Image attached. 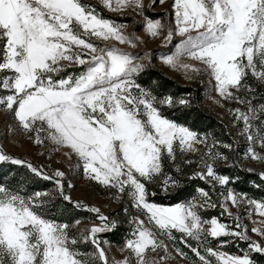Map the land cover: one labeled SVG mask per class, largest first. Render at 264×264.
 <instances>
[{"label": "snow or ice", "instance_id": "obj_1", "mask_svg": "<svg viewBox=\"0 0 264 264\" xmlns=\"http://www.w3.org/2000/svg\"><path fill=\"white\" fill-rule=\"evenodd\" d=\"M102 2L110 11L130 8L144 15L143 0ZM171 7L175 24L166 33L160 20L145 16L148 36H163L165 47L175 49L160 53L161 61L173 70H183L186 78L207 75L215 81L220 97L243 104L247 110L238 107L233 116L243 123L241 135L248 141L245 156L264 162V103H254L255 90L249 83L251 77L264 84V0H174ZM126 29L125 24L99 16L87 0H0V110L9 113L30 138L34 134L37 145L47 141L56 150L65 149L69 158L75 155L76 167L82 168L86 178L115 190L116 199L127 196L140 213L129 221L134 227L120 249L123 259L110 262L98 234L115 230L116 220L98 207L77 202V208L87 207L99 223L76 234L68 223L51 215L48 193L27 194L19 186L0 182V264H162L174 257L161 236L188 260V253L175 243L174 230L181 234L180 244L194 254L191 264H257L252 253L264 257V219L253 220L251 231L261 237L255 241L239 216L234 217L235 227L242 230L234 231L216 217L204 219L200 209L219 206L232 216L229 202L237 208L246 204L249 218L253 211L264 218V200L228 187L232 179L215 167L228 159L217 150L221 142L213 138L208 145L207 135L201 138L162 114L160 106L172 107L173 97L160 99L138 82L146 67L143 61L151 62L149 53L140 56L93 42L95 37L131 48L144 42L135 33L126 34ZM175 37L180 38L178 43H173ZM240 93H248L251 99ZM179 104L189 106L190 101L180 99ZM201 143L206 147L197 162L202 170L190 178L205 180L213 190L220 185L223 202H214L204 188H198L191 201L170 207L150 202L148 196L156 193H149L147 186L160 177H164L165 192L180 186L178 178L164 173L168 162L176 164L177 151L184 155ZM257 145L261 152L256 151ZM221 146L232 148L231 144ZM0 162L24 165L36 176L54 180L59 195L72 203L64 192L63 171L49 176L3 150ZM175 170L181 172V166L176 164ZM260 176L264 179V172ZM72 187L69 182L68 188ZM123 211L129 214L128 207ZM209 237L237 238L248 243V251L229 255L215 250ZM186 238L195 240L196 246ZM81 243L94 248L82 251ZM149 253L159 259H149Z\"/></svg>", "mask_w": 264, "mask_h": 264}, {"label": "rangeland", "instance_id": "obj_2", "mask_svg": "<svg viewBox=\"0 0 264 264\" xmlns=\"http://www.w3.org/2000/svg\"><path fill=\"white\" fill-rule=\"evenodd\" d=\"M87 2L95 8L96 13L99 16L105 19L112 20L116 24L127 25L126 34L135 33L141 38V40L144 41L136 48H131L127 45H119L114 40L105 42L103 40H97L95 37H93V42L97 43L98 47H104L107 43L115 45L117 47H121L133 54H139L140 56H144L145 53H149L151 55V62L149 63L147 60H144L143 62L146 65L145 68L149 66L157 67L166 75L177 80L181 84L192 85L194 87L202 89V106L227 124L230 132L234 135L236 149L238 150L241 164L253 171H258L259 173L264 172V162L253 160L250 157L245 156L248 141L246 140V137L244 135H241L243 123L234 121V110L239 107L241 111H246V107L243 104H238L235 101L231 100H224L222 97H220L215 89V81L210 80L207 75L199 77L190 76V78H186L183 70H173L172 68L163 64L160 59V53L168 51L169 48H171L172 51H175V49L172 47V45H167V47H165L163 36L151 38L146 33L144 28L145 16L153 20H160L162 24L165 25V33L169 26H174V11L171 7L174 0H165V3L163 4L160 3V0H155V3H153V0H143L145 6L143 16L139 15L136 11L130 8L119 12L110 11L109 9L104 7L102 0H87ZM179 39V37H175L173 43H178ZM188 62L193 63L191 61ZM257 84L261 87H264V84H260L259 82H257ZM254 89L256 91L261 90L259 89V87ZM258 94H255L256 100L254 101V103L259 101L260 99L258 98ZM240 95L242 98L251 99V95H249L248 93H240ZM258 105L259 104H257V106ZM230 110L232 111L230 112ZM203 137L204 136H202L201 138ZM207 143L208 145H210L209 140H207ZM0 150H3V152L13 158L30 162L33 166L37 167L43 173H46L49 176H52L56 170L63 171L65 173V178L63 180L65 186L64 192L66 195L71 196V200L75 205L77 202H79L87 207H98L102 214L110 217L113 220H116L118 222V226H122L127 229V234L128 236L130 235L134 226L131 225L129 221L133 216L140 215V213H138L136 209L131 207V203L127 196H121L120 199H116L115 197L118 195V193L115 190H106L97 182L91 181L86 178L83 174L82 168L76 167V156L72 155L71 158H69L68 155L65 154V149L56 150L54 146L49 144L47 141H45L44 144L37 145L35 143L34 134L30 138L27 133L21 131L16 126V122L11 117V115L3 110H0ZM205 150V144H196L194 145V150L186 154H199L201 152H204ZM256 151L261 152V149L258 145L256 147ZM49 181L54 184L52 188L53 196L58 198L60 195L57 191L54 180ZM69 182L74 185V187L68 188ZM48 193H50V191ZM247 197L251 198L248 195ZM163 206L170 207L173 205ZM87 207H84L82 209L87 210ZM125 207H128L129 209L128 215H126L123 211ZM228 207L232 213V216H229L226 212H224L227 221H220L219 219L218 220L221 223L228 225L231 230L241 231V228L235 227L236 222L234 220V217L239 216L240 224L242 225V227H247L248 236L250 237V239L260 241L261 237L256 233H253L251 229L254 226L253 220L259 221L264 218L259 217V215L255 213V211L252 212L251 218H249L248 212L245 210V208L247 207L246 204L240 208H237L232 206L229 202ZM80 222L81 223L79 225H76V223L70 225V230L73 233L79 234L84 229L90 228L94 223H99L96 218L95 220H80ZM104 234L105 233L98 234V239L101 241L102 246L105 248L110 262L113 260L123 259L124 254L121 253L120 249L123 247L125 242L121 244L111 242L107 240ZM174 235L177 237L175 243L177 244V246H179L178 243L181 234L179 232H175L174 230ZM159 239L164 240L165 243L168 244L170 254L172 257H174V259L164 261L162 262V264H191L190 258L188 260H185L177 255L172 241L167 240V238L163 236H161ZM234 239L237 238H231V240ZM103 241H107V243H103ZM188 243L192 246H196L197 244L195 240H188ZM153 258L157 260L159 259L156 254L149 253V259Z\"/></svg>", "mask_w": 264, "mask_h": 264}, {"label": "trees", "instance_id": "obj_3", "mask_svg": "<svg viewBox=\"0 0 264 264\" xmlns=\"http://www.w3.org/2000/svg\"><path fill=\"white\" fill-rule=\"evenodd\" d=\"M73 70L69 69V71ZM138 82L145 88H151L160 99L166 96L173 97L174 103L172 107L168 105L160 106L162 114L165 117L188 127L192 131L200 134L201 137L207 135L210 145L213 142V138L221 142L217 144V150L226 155L228 159L227 161H218L215 167L219 174L227 175L232 179L233 182L228 187L232 188L235 192L245 193L253 199L264 200V179L261 178L258 171H249L247 167L241 164L234 135L230 132L227 124L202 106V89L192 85L181 84L154 66L145 68L138 77ZM249 83L253 88L259 87L261 89L260 91L254 89L255 94H261H258V98L260 99L256 104L264 103V99H262L264 97V87L258 85L257 81L251 77ZM180 99L190 101L189 106L180 105ZM221 144H231L232 148L225 149ZM204 152L181 155L177 151L176 164L181 166L182 171L177 173L175 170L176 164L168 162L164 168V173L178 178L180 186L174 190L165 192L161 186L164 179L162 176L156 183L147 186L149 193H156L155 196H148L149 201L160 205H175L177 203L191 201L193 197L198 195L196 190L198 188H204L206 191H209L214 202H217V204L222 203L223 197L218 195L221 191L220 185H216V189L213 190L211 184L205 180L190 178L193 176V173H198L202 170V165H199L197 162L200 161ZM187 159H191L194 163L191 165L183 163ZM237 177L239 179H236ZM0 182H7L14 186H19L27 194H33L35 192L48 193L50 191L48 193L51 200L49 209L51 215L59 222L71 225L76 220H95L96 218L94 213L77 208L73 202L69 203L64 201L61 196L58 198L54 197L52 189L54 184L49 180L43 179L41 176H36L24 165L0 162ZM200 214L204 219L216 217L220 221H227L223 210L219 206L200 209ZM104 236L111 242L121 244L125 242L128 234L127 229L118 226L115 230L105 233ZM225 240L229 242L224 243ZM208 241L215 250L223 251L231 255H243L248 251V243L239 239L231 240V238L220 237L209 238ZM178 245L188 253L191 260L194 256L191 249L180 244V242ZM79 247L82 251L89 252L94 248L90 243H82ZM252 256L256 259L257 264H264V257L256 253H252Z\"/></svg>", "mask_w": 264, "mask_h": 264}]
</instances>
